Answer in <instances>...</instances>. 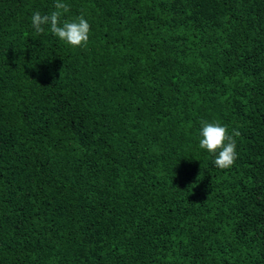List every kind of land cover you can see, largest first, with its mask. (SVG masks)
Instances as JSON below:
<instances>
[{
  "label": "trees",
  "instance_id": "1",
  "mask_svg": "<svg viewBox=\"0 0 264 264\" xmlns=\"http://www.w3.org/2000/svg\"><path fill=\"white\" fill-rule=\"evenodd\" d=\"M54 2L0 0V264H264V0Z\"/></svg>",
  "mask_w": 264,
  "mask_h": 264
},
{
  "label": "clouds",
  "instance_id": "2",
  "mask_svg": "<svg viewBox=\"0 0 264 264\" xmlns=\"http://www.w3.org/2000/svg\"><path fill=\"white\" fill-rule=\"evenodd\" d=\"M70 11V6L62 0H55L54 10L42 15L39 11L33 12L31 25L37 34L44 32L45 25L59 40L71 47H86L89 40L90 25L81 15L74 19L61 18ZM241 135L237 128L229 134L228 127L219 121H202L199 132V147L214 155L213 164L219 169L231 168L236 159V137Z\"/></svg>",
  "mask_w": 264,
  "mask_h": 264
}]
</instances>
